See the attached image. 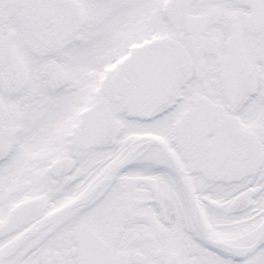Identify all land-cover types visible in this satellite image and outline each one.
<instances>
[{"label": "snow or ice", "instance_id": "1", "mask_svg": "<svg viewBox=\"0 0 264 264\" xmlns=\"http://www.w3.org/2000/svg\"><path fill=\"white\" fill-rule=\"evenodd\" d=\"M0 264H264V0H0Z\"/></svg>", "mask_w": 264, "mask_h": 264}]
</instances>
